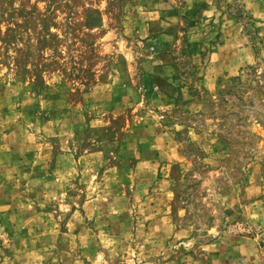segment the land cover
Returning a JSON list of instances; mask_svg holds the SVG:
<instances>
[{"label":"rangeland","instance_id":"374dc122","mask_svg":"<svg viewBox=\"0 0 264 264\" xmlns=\"http://www.w3.org/2000/svg\"><path fill=\"white\" fill-rule=\"evenodd\" d=\"M0 264H264V0H0Z\"/></svg>","mask_w":264,"mask_h":264}]
</instances>
